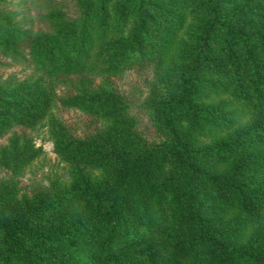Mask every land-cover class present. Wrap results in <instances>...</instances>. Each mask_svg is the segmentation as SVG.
Listing matches in <instances>:
<instances>
[{"label":"trees","instance_id":"1","mask_svg":"<svg viewBox=\"0 0 264 264\" xmlns=\"http://www.w3.org/2000/svg\"><path fill=\"white\" fill-rule=\"evenodd\" d=\"M68 1L37 0L33 29L0 0V54L29 70L0 83V139L47 116L67 166L20 194L44 150L25 134L0 146V264H264V0ZM143 67L157 142L105 82ZM59 85L95 133L52 114Z\"/></svg>","mask_w":264,"mask_h":264},{"label":"rangeland","instance_id":"2","mask_svg":"<svg viewBox=\"0 0 264 264\" xmlns=\"http://www.w3.org/2000/svg\"><path fill=\"white\" fill-rule=\"evenodd\" d=\"M69 3L68 0H64ZM9 9L18 12L19 19H25L33 29L43 28L44 23L38 17L41 8L37 5V0H10ZM29 74V70L17 63L11 62L0 54V83L10 76H15L22 80ZM152 69L148 67L136 68L126 73L106 80L111 88L123 93L131 103V110L135 114L139 130L142 137L148 142H157L161 140V134L154 128L147 109L143 102L149 94L150 84L152 82ZM87 82H92L94 86H101L102 80L91 77L84 78ZM74 86V85H73ZM75 93V90L68 85H59L55 87L56 96L55 105L51 112L59 118L64 126L75 136H86L95 133L102 125L95 117L86 114L77 109H69L60 103V98ZM12 134H25L34 140L35 146H42L44 153L34 160L23 172L16 178L20 194L31 196L38 191H42L50 186V182L56 178H64L67 175L66 164L58 159L53 151V142L49 137V123L47 116L34 128L24 126L16 127L12 133L0 139V146L5 145L8 137ZM10 172L0 166V185L10 181Z\"/></svg>","mask_w":264,"mask_h":264}]
</instances>
